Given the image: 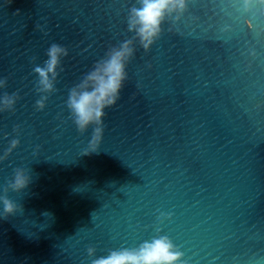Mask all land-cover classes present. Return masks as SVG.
<instances>
[{
	"label": "water",
	"instance_id": "obj_1",
	"mask_svg": "<svg viewBox=\"0 0 264 264\" xmlns=\"http://www.w3.org/2000/svg\"><path fill=\"white\" fill-rule=\"evenodd\" d=\"M134 5L0 0V196L16 170L30 177L6 194L22 211L5 218L0 201V264H91L160 236L177 264H264V4L185 0L148 51L127 29ZM127 39L128 79L91 151L69 90ZM54 43L68 55L39 93Z\"/></svg>",
	"mask_w": 264,
	"mask_h": 264
},
{
	"label": "clouds",
	"instance_id": "obj_2",
	"mask_svg": "<svg viewBox=\"0 0 264 264\" xmlns=\"http://www.w3.org/2000/svg\"><path fill=\"white\" fill-rule=\"evenodd\" d=\"M185 0H138L139 6H132L128 11L127 29L134 34V39L140 46L148 51L162 32V25L173 12L182 11ZM252 0H245V5L250 6ZM264 4V0H259ZM134 39H127L118 46L111 47L98 60L93 68L86 73L79 83L75 84L68 94L66 107L71 119L80 133H84L90 126L93 135L90 141L91 151L96 150L102 140L104 131L103 118L105 109L116 105L120 93L128 79L126 67L134 56ZM48 59L43 66L34 67L33 71L38 76L37 92L51 94L55 91L54 84L59 75L61 58L68 55L67 49L52 44L46 53ZM6 84L0 81V87ZM48 95H42L36 101L38 110L45 107ZM3 103L11 107L15 104L14 96L5 94ZM19 141H13L15 147ZM90 151H85L88 154ZM30 177L22 170H16L14 179L4 189L5 195L0 196L3 203L5 218L18 210V205L7 197L9 189L20 192L28 186ZM19 210L22 209L19 207ZM88 256L95 255L96 249L88 248ZM182 253L176 250L175 245L167 236L153 238L150 242H143L138 248L127 247L113 249L108 254L92 260L91 264H177Z\"/></svg>",
	"mask_w": 264,
	"mask_h": 264
}]
</instances>
